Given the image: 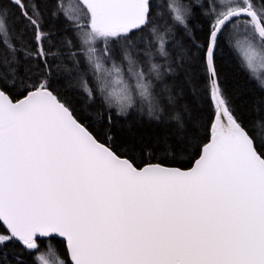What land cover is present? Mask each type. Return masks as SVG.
<instances>
[{
    "label": "snow or ice",
    "instance_id": "snow-or-ice-1",
    "mask_svg": "<svg viewBox=\"0 0 264 264\" xmlns=\"http://www.w3.org/2000/svg\"><path fill=\"white\" fill-rule=\"evenodd\" d=\"M0 264H264V0H0Z\"/></svg>",
    "mask_w": 264,
    "mask_h": 264
},
{
    "label": "trees",
    "instance_id": "trees-1",
    "mask_svg": "<svg viewBox=\"0 0 264 264\" xmlns=\"http://www.w3.org/2000/svg\"><path fill=\"white\" fill-rule=\"evenodd\" d=\"M68 1L69 0H64L65 5ZM224 55L228 61L225 67L230 77V83L241 91H255L258 85L254 80L248 79L246 69L242 68L240 63L234 59L237 54L235 52H228L226 49ZM123 122V118H121V123Z\"/></svg>",
    "mask_w": 264,
    "mask_h": 264
},
{
    "label": "rangeland",
    "instance_id": "rangeland-1",
    "mask_svg": "<svg viewBox=\"0 0 264 264\" xmlns=\"http://www.w3.org/2000/svg\"><path fill=\"white\" fill-rule=\"evenodd\" d=\"M74 2H75V0H69L68 3L66 4V6L71 5V4H73Z\"/></svg>",
    "mask_w": 264,
    "mask_h": 264
}]
</instances>
